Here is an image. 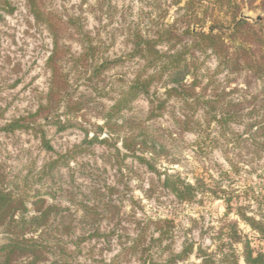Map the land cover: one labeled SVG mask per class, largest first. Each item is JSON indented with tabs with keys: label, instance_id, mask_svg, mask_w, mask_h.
Masks as SVG:
<instances>
[{
	"label": "rangeland",
	"instance_id": "1",
	"mask_svg": "<svg viewBox=\"0 0 264 264\" xmlns=\"http://www.w3.org/2000/svg\"><path fill=\"white\" fill-rule=\"evenodd\" d=\"M10 1L13 12L0 8V187L25 197L28 217L36 212L32 203L37 200L51 206L47 221L27 234L43 248L36 264H245L247 241L255 252H264V238L235 209L228 210L223 199L208 193L180 199L164 187V172L193 183L203 176L211 183L208 175L230 167L219 148H201L195 130L175 123L185 113L178 98L167 99L158 115L150 116L149 98L134 97L113 116L121 127L108 137L104 115L144 64L133 55L132 36L139 31L152 35L174 22L184 11L175 0H43L63 20L78 18L60 40L63 52L55 62L63 90L53 103L48 61L53 36L25 0ZM240 9L250 22L264 18V0H241ZM220 18L231 21L226 14ZM85 33L93 37L94 56L83 43ZM158 47L165 51L169 43ZM84 51L88 55L80 57ZM199 56L205 81L212 76L220 88L237 87L234 97L260 90L261 82L249 73L216 72L215 55ZM95 67L99 71L93 75ZM157 70L152 66L146 73ZM165 77H155L151 91L162 99ZM131 117L153 130L173 131L169 153H146L155 157L162 173L123 147L129 130L123 126ZM228 155L237 159L240 153ZM261 156L244 155L253 157L245 162L251 171L242 172L249 183L260 181ZM236 229L241 238L231 246ZM5 232V225L0 226V259L8 241Z\"/></svg>",
	"mask_w": 264,
	"mask_h": 264
},
{
	"label": "trees",
	"instance_id": "2",
	"mask_svg": "<svg viewBox=\"0 0 264 264\" xmlns=\"http://www.w3.org/2000/svg\"><path fill=\"white\" fill-rule=\"evenodd\" d=\"M25 1L34 18L46 24L54 39V48L48 59L53 70L49 103H53L59 99L63 90L55 62L63 52L60 40L63 31L69 30L73 26L71 23L78 18L70 17L66 21L49 10L43 0ZM181 2L184 4L180 5ZM240 3L241 0H175L179 9L184 11L174 22L157 29L152 35L146 36L140 31L133 34V55L143 59V67L104 116L110 133L108 137H111L116 127H121L113 120V116L118 115L134 97L144 94L149 98L150 116H157L167 99L178 98L185 113L177 117L175 123L180 121V127L195 130L198 133L196 142L201 148H219L221 153L226 154L230 167L222 169L217 176L208 175L211 183L203 176L193 183L180 175L164 172L161 179L164 187L180 199L193 200L200 193L223 199L228 210L235 209V213L264 238V168L260 171V181L257 183H249L242 174L244 170L251 171L246 160L253 162V157H244L245 153H252L254 159H260L261 153H264V18L261 16L250 22L249 17L242 13ZM0 8L5 12H13L15 9L10 0L0 2ZM222 14L231 18L230 23L220 20ZM82 38L85 40L83 43L88 44V51L94 56L97 49L92 43L93 37L85 33ZM162 42L169 43L165 51L158 47ZM208 52L217 58L216 72L249 73L248 76L260 81L258 93L250 96L244 93L240 97H234V93L239 92L237 87L220 88L221 84L212 76L205 81V75L201 74L203 60L199 54ZM85 55L88 53L84 51L80 57ZM152 66L158 70L147 74V68ZM98 71L99 68L95 67L93 75ZM144 72L146 76L143 75ZM165 73L166 98L162 99L157 96L156 91H151L154 78L160 76L163 80ZM133 118L126 122L127 127L122 125L129 128L123 138V147L131 150L151 170L162 173L156 166L155 157H148L146 153H169L172 147L169 136H174L173 131L167 129V133L162 132L158 126H154L153 130L142 120L132 121ZM53 119L58 122L59 115ZM237 126H242L243 130H238ZM228 153L240 155L234 159ZM252 170L254 171V167ZM38 203L41 205L38 206ZM43 203L41 199L33 202L36 212L28 217L25 197L12 189L4 190L0 187V226L5 225L8 239L3 247L5 253L0 264H36L43 258V248L37 243L38 240L27 237L28 232L37 230L48 219L51 206L45 208ZM231 234L229 240L233 246L241 235L237 229ZM243 258L245 264H264V252H255L249 241L246 242Z\"/></svg>",
	"mask_w": 264,
	"mask_h": 264
}]
</instances>
